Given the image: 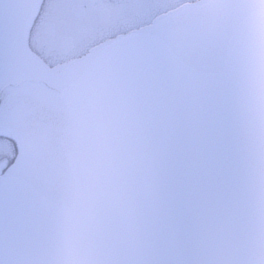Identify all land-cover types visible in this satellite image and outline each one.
<instances>
[{"label": "water", "instance_id": "1", "mask_svg": "<svg viewBox=\"0 0 264 264\" xmlns=\"http://www.w3.org/2000/svg\"><path fill=\"white\" fill-rule=\"evenodd\" d=\"M43 2L0 0V126L19 146L0 264H264V100L247 70L236 86L203 64L228 7L50 68L29 44Z\"/></svg>", "mask_w": 264, "mask_h": 264}, {"label": "rangeland", "instance_id": "2", "mask_svg": "<svg viewBox=\"0 0 264 264\" xmlns=\"http://www.w3.org/2000/svg\"><path fill=\"white\" fill-rule=\"evenodd\" d=\"M43 1L29 44L50 68L79 59L109 41L143 29L174 6H180L176 0ZM6 146L8 142L0 140V151Z\"/></svg>", "mask_w": 264, "mask_h": 264}, {"label": "flooded vegetation", "instance_id": "3", "mask_svg": "<svg viewBox=\"0 0 264 264\" xmlns=\"http://www.w3.org/2000/svg\"><path fill=\"white\" fill-rule=\"evenodd\" d=\"M180 6H174L169 12L202 0H176ZM213 4L228 7V14L220 25L219 39L210 40L203 49V64L212 72L211 81L215 78L229 83H237L248 71L255 82V102L264 100V64L263 59L255 63V58L264 56V0H209ZM165 15V13H164ZM153 22L150 24L152 25ZM252 57V58H250ZM249 58L250 60H246ZM17 114V111H14ZM11 127V126H9ZM9 127L0 130L6 133L0 135V140L8 142L5 150L0 151V190L2 184L11 176V169L19 155L16 140L7 133ZM255 132L251 145L255 147V158L259 157V149L263 145L264 152V123L255 119ZM264 160V155H263Z\"/></svg>", "mask_w": 264, "mask_h": 264}]
</instances>
